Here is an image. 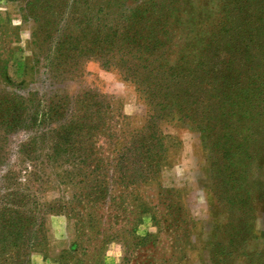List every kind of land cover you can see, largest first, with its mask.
Masks as SVG:
<instances>
[{"label": "rangeland", "instance_id": "obj_1", "mask_svg": "<svg viewBox=\"0 0 264 264\" xmlns=\"http://www.w3.org/2000/svg\"><path fill=\"white\" fill-rule=\"evenodd\" d=\"M82 1L70 6V0H37L38 20L33 21L28 0H0V212L5 210L1 219L5 222L12 207L34 209L44 233L43 240H30L34 244L26 264H211L208 242L214 236L221 240H245L248 233L262 237L264 204L250 195L251 216L246 220L242 211L220 207L212 192L216 171L211 169L210 157L218 156L219 151L209 152L201 128L180 118L192 113L190 107L202 111L203 104L194 101L203 87L208 88L210 73L204 72L200 90L193 84L181 85L203 71L190 75L184 60L172 64L171 69V61L165 57L172 52L173 59L175 51L186 43V50L195 53L191 60L202 57L207 33L218 30L222 0H191L192 13L186 15L180 7L167 17L165 33L159 32L158 20L168 12L161 6L166 0H119L114 8L101 2L96 12L90 11L95 7L85 9ZM52 2L54 10H46ZM84 26L116 34L100 38L88 49L85 42H89L82 40L74 44L80 54L70 56V34H78ZM156 29H160L158 45L162 50L152 44L150 50L157 54L151 59L156 60L144 66L151 52L125 36L133 32L137 39L150 32L152 39ZM88 89L95 93L91 95ZM82 102L90 106L84 109ZM118 104L128 117L127 124L119 121ZM96 106L109 128L97 127L95 119L82 120L85 110ZM154 109L170 114H162L156 124L148 122V113L157 112ZM174 112L178 113L175 117ZM142 124H154L180 140L177 144L175 139L167 141L170 165L162 169L160 178L164 187L176 188L168 194L170 200L167 197L162 203L155 181L133 188L110 182L100 201L87 203L83 199L80 203L79 194L92 176L86 170L71 171L70 161L84 157L94 164L100 156H115L114 145L106 140L110 128L118 131V141L125 145L128 139H122L121 130H137ZM262 135L264 130L255 133L259 140H264ZM260 167L258 170L257 161L251 165L249 177L254 186L264 180V166ZM84 174L87 177L80 182ZM108 174L117 176L112 170ZM116 176V182L120 181ZM95 177L101 181L103 174ZM171 198L182 204L179 219L166 207ZM189 213L194 225L181 221ZM236 215H242L246 226L231 224L238 221ZM228 221L227 231L221 232ZM186 232L192 245L187 255L184 243L175 241V236L182 241ZM259 240H249V245L258 248Z\"/></svg>", "mask_w": 264, "mask_h": 264}, {"label": "trees", "instance_id": "obj_2", "mask_svg": "<svg viewBox=\"0 0 264 264\" xmlns=\"http://www.w3.org/2000/svg\"><path fill=\"white\" fill-rule=\"evenodd\" d=\"M36 1L28 0L30 8L32 6L33 21L38 20L36 17L38 14ZM82 2H84L82 6H85V9L88 10L90 7L96 9V6H99L98 4L101 2H105L109 8H114L119 0H83ZM76 3H80V0H70V6H74ZM54 6L52 2L46 7V10H54ZM161 6L166 7L168 12L160 15L162 19H159L158 22L161 23L159 26L161 30H152V39L149 37L150 32L139 35L137 38L141 40L139 42L133 32H127L125 36L127 41L130 39L132 43L134 42L146 51L151 52L145 57L147 63H143L144 66L156 60L151 59L154 54H157L156 51L150 50L152 44L153 47H157L158 51L162 50L159 49L158 45L161 40L158 41L159 32H167L165 30L168 29L165 28V23L168 22L167 17L174 15L180 7L185 8L186 15L192 13L191 0H166L165 3H161ZM95 9L90 11H100ZM220 15V21L217 23L218 30L207 33L206 42L201 47L200 54L202 57L198 55L195 60H191L190 58L195 53L192 55L190 48L188 51L186 50L187 43L184 45L185 47L182 46L178 51H175L173 59L170 57L173 55L172 52L165 57L167 61H171V69L174 67L172 64L184 60L185 70L190 75L203 71L191 81L181 82V85L193 84L194 87L196 85L200 90L202 82L206 79L205 73L206 75L210 73L206 79L208 88L204 89L203 87L200 90L201 92L199 91V97L194 101L198 105L199 103L203 104L202 111L195 112V106L194 109L190 107L192 113L182 115L180 118H188L196 123V127L201 128L204 132L203 141L206 145L208 144L209 152L219 151L218 156H210L212 159L211 169L216 171V189L212 192L217 195L216 199L218 198L217 202L220 207L226 206V211L231 209L235 210L234 212L242 211L246 220L247 216H251L249 212L251 206L250 195H255L257 200L264 204V180L258 181V185L254 186V180L249 177L251 165H254L256 161L258 170L262 169L260 166H264V140L255 137V133L264 130V0H222ZM112 34L116 33L105 31L100 27H97L94 31L86 30V26L81 27L78 34H70V56L76 53L77 57L81 52L74 44L87 40L89 43L85 42V48L88 49L95 45V41L110 37ZM91 39L93 40L91 41ZM219 59L220 61L217 62ZM87 92L91 95L95 93L92 89H88ZM160 104H162V108L164 106L163 102ZM87 105L90 106L88 102L81 103V107L84 109ZM154 111L157 110L154 109ZM85 112L86 115L82 116L84 122L89 121L88 119L91 118L97 120V127L106 125V121L102 118L104 115L100 114L98 106L94 109H86ZM116 113L119 121L127 124L128 117L122 112L120 104L116 107ZM162 114L168 115L170 113L149 112L147 121L156 124L157 120L163 118ZM175 114L178 113L174 112L173 117H175ZM74 119L75 117H72L70 121L73 122ZM106 128H109L108 125H106ZM206 129L207 132H205ZM121 133H123V140L128 139L125 145H122V140L118 141L120 135L117 130H111L110 128L108 135H106L107 139L104 135L107 142L114 145L113 151L117 152L115 156H100L94 164V160L90 159L89 161L84 157H80L76 161H70V164H72L71 171L76 170L81 173L86 170L92 176L90 181H86L85 191L79 194L80 203L84 200L87 203L100 201L110 182L116 184L121 182V186L133 188L137 184H150L152 181H155L158 185L160 190L158 193L162 200L164 198L162 203L165 202L168 194L175 192L174 189H176L174 187H164L160 179L162 169L170 165V145L167 141L175 139L177 144L180 143V140L170 133H163L154 124H142L137 130H132L129 127L126 130L123 128ZM129 141H132V143L128 144ZM256 157H259V159L256 160ZM216 165L217 168H215ZM111 170L117 172V176L111 174L110 178L108 171ZM100 173L103 174V178H100L101 181L95 177ZM113 176H116L117 180L120 181L116 182ZM86 177L87 175L84 174L79 178V181L83 182ZM168 198L170 200V197ZM172 198L174 199V197ZM172 198L171 201H168L166 207L171 208L173 215L179 219V211L183 210L182 204L179 203V206ZM183 203L186 212H188L185 198ZM4 214L5 210L0 212V264H26L35 238L39 241L44 238L42 221L37 220V210L34 209L12 207L9 215L4 217L5 222L1 219ZM241 217L242 215H236L238 221L224 223V229L220 228V231L226 232L230 223L237 228L238 225L246 226V221L241 220ZM194 220L191 214L181 219L183 223H192L193 225ZM187 228H185L186 231ZM214 229H217V226ZM248 230L250 231V229ZM239 231L241 232V228L238 229ZM247 235L245 240L240 239V237L221 240L214 236V240L208 242L210 244L208 253L211 264H233L235 260L241 261V264H264V246L259 247L261 241L264 240V235L262 237L259 235L252 236V233ZM31 239L34 241L30 242ZM189 239V232H186L182 241L180 237L175 236L176 242L184 243L185 254L192 247ZM249 240H259L258 244L260 245H258V248L251 247ZM184 253L181 255L183 258L187 255Z\"/></svg>", "mask_w": 264, "mask_h": 264}]
</instances>
